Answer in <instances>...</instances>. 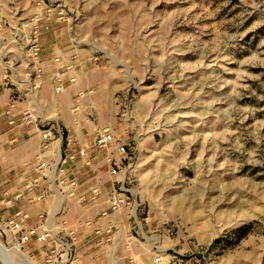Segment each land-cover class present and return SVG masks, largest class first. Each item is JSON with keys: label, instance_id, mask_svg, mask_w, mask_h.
Masks as SVG:
<instances>
[{"label": "rangeland", "instance_id": "1", "mask_svg": "<svg viewBox=\"0 0 264 264\" xmlns=\"http://www.w3.org/2000/svg\"><path fill=\"white\" fill-rule=\"evenodd\" d=\"M35 16V29L24 27ZM34 38L37 60L26 53ZM58 53L127 84L114 103L108 91L91 98L103 120L87 115L81 130L88 154L102 152L92 141L113 107L130 141L115 264H264V0H0L4 87L33 88L38 62ZM12 92L55 138L92 104L75 91ZM2 243V264H48L50 253Z\"/></svg>", "mask_w": 264, "mask_h": 264}, {"label": "built area", "instance_id": "2", "mask_svg": "<svg viewBox=\"0 0 264 264\" xmlns=\"http://www.w3.org/2000/svg\"><path fill=\"white\" fill-rule=\"evenodd\" d=\"M48 14L50 10H47ZM58 19H63L62 10L57 12ZM37 17L25 23L24 27L35 29ZM40 46L36 39H32L27 44L26 53L34 60L38 59ZM76 56L68 57L66 63L60 65L51 75L54 93L63 94V71L70 70ZM55 63L61 61V57L53 58ZM39 71V70H38ZM92 91H77L78 98L91 95ZM19 97L11 92L5 100L3 115L7 126L13 127L16 124L13 112L17 107ZM20 122L23 125H34L39 132V142L34 159L30 164V177L28 181L16 191L0 187V239L4 240L5 250L12 253L19 252L28 245L35 243L44 247V253H50L45 257V263L51 264L56 253L59 258L63 257L67 264L75 262L76 245L78 243V233L75 227L70 226L66 218L63 217L64 203L72 201L76 205H91L103 199L104 190L102 184L91 185L85 193H78V181L69 174L66 162L76 161L78 158L84 160L83 163L90 166L96 157L89 155L86 148L77 147L76 142L69 136L52 130L50 124L44 119H38L33 112L25 109L21 113ZM59 137V138H58ZM59 139L57 146L53 143ZM70 148V150H68ZM75 148V150H74ZM94 151L104 153V162L108 165V177L112 182V190L105 199V207L85 216L80 223L89 231L92 243L98 247L106 246L111 242L113 229L116 226V219L127 212L131 201L124 187V173L119 177L121 171V161L115 158L114 153L127 158V144H117L112 130L108 126H103L95 134L92 141ZM72 149V150H71ZM74 151V152H73ZM95 156V157H94ZM120 156V157H121ZM25 165L27 163H24ZM118 184L117 187L114 185ZM56 195L59 196V209L54 212L57 202ZM53 201L54 210L49 214L38 211L31 216L28 209L32 205L42 204L47 200ZM19 203L10 214L6 213ZM52 208V209H53ZM90 208V207H89ZM33 217V218H32ZM11 245V246H10ZM162 256L155 257V262L162 261Z\"/></svg>", "mask_w": 264, "mask_h": 264}, {"label": "crops", "instance_id": "3", "mask_svg": "<svg viewBox=\"0 0 264 264\" xmlns=\"http://www.w3.org/2000/svg\"><path fill=\"white\" fill-rule=\"evenodd\" d=\"M43 50V49H42ZM53 55V54H52ZM56 56L61 57L59 63H55L53 58ZM47 58L46 61L38 62V74L37 83L33 85L31 89L19 88L8 89L4 87L3 75L0 74V187L7 188L10 191H16L23 187L30 177V164L36 154L37 145L39 142V132L34 125H23L20 122L21 113L25 109H31L24 107L21 102H18L16 109L13 112L14 119L16 121L15 126H7L6 119L3 115L4 103L8 95L12 91H54L51 81V75L60 65L67 62L69 56L57 55ZM63 86L64 91H92L91 95L85 97L90 98L92 104L89 106L78 105V108L73 111L75 114L80 115V119L73 117L71 122L65 123L63 134V144L65 135L71 137L77 147H82V132L87 124V115H95L96 119L103 120V110L101 112V105L98 101V97L94 99L99 91H108L107 98H111V103L116 100L114 96L119 91H127L124 80L121 75L116 72H103L99 71V67L96 63H88L87 59L76 56L73 66L70 70L63 71ZM114 105V104H112ZM88 107V109H87ZM116 109L111 107L105 109V121L98 128L108 126L115 137L117 144H129V138L126 136V128L121 131V135L114 129L117 119ZM101 114V115H100ZM85 126V127H84ZM97 128V129H98ZM59 139L53 143L54 146L59 143ZM70 150V148H68ZM72 150V149H71ZM75 150V148H74ZM74 152V151H73ZM90 153L89 155H91ZM104 153H96L92 164L87 166L83 163L84 160L77 159L73 162H66V167L70 175L75 177L78 181L77 192L85 193L88 188L97 184V182L104 184L101 185L104 190V197L112 190V182L108 177V165L104 162ZM115 158L121 161L123 165L125 159L121 155L114 153ZM121 156V157H120ZM24 163H27L26 165ZM53 201V199H52ZM46 202L50 203V200L43 202L42 204H36L29 207L28 211L31 216H34L40 209L45 206ZM105 200L100 199L96 203L82 206L76 205L72 201H66L64 203L63 217L67 219L69 225L75 227L78 233V243L76 245L77 260L70 264H115V258L118 260L122 257V249L119 247V233L112 234V239L109 244L103 247H98L92 243L89 231L80 223L85 216H88L98 209L105 207ZM19 203L15 205L11 210L6 213H11ZM48 207V206H47ZM90 207V208H89ZM45 208V207H44ZM50 212L54 210L50 203ZM48 208V209H49ZM53 208V209H52ZM125 213L118 217L116 227L126 228ZM123 215V216H122ZM33 218V217H32ZM35 244V243H34ZM28 244L22 249V253H44V247L35 244ZM39 249V250H38ZM38 251V252H36ZM12 253V252H11ZM62 264H67L65 258L61 260ZM0 264H2L0 262Z\"/></svg>", "mask_w": 264, "mask_h": 264}, {"label": "bare ground", "instance_id": "4", "mask_svg": "<svg viewBox=\"0 0 264 264\" xmlns=\"http://www.w3.org/2000/svg\"><path fill=\"white\" fill-rule=\"evenodd\" d=\"M56 198H57V202L59 203V196L56 195ZM57 202H56V204H55L56 208H55L54 212H57V210L59 209V206H60V203H59V206L57 207ZM241 214H242V213H241Z\"/></svg>", "mask_w": 264, "mask_h": 264}]
</instances>
